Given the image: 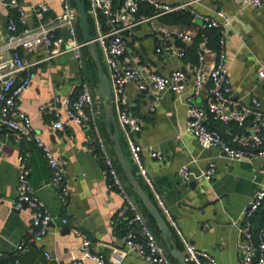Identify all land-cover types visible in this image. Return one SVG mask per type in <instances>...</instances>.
<instances>
[{
	"label": "crops",
	"instance_id": "1",
	"mask_svg": "<svg viewBox=\"0 0 264 264\" xmlns=\"http://www.w3.org/2000/svg\"><path fill=\"white\" fill-rule=\"evenodd\" d=\"M158 1L171 5L190 2V9L213 18H218L216 9H223L233 16L232 23L227 28L226 47L228 76L233 95L245 103H249L252 97L256 96L262 101L264 108V78L258 75L259 69L264 66V4L261 7H248L239 11L233 0ZM38 2L49 4L50 15L62 10L58 0H27L24 8L27 26L36 24L32 6ZM148 9L149 7L143 13L149 14L152 9ZM16 15L14 9L0 2V48L7 40L9 19ZM163 17L156 19L160 28L184 30L191 35L192 42L186 43V56L181 59L172 54L158 55L155 51L157 37L152 33L150 24L144 23L128 33L131 53L126 59L148 71L162 74L184 69L188 71L190 80L182 96L164 91L157 100L151 93L141 91L136 83H128L124 95L125 106L144 120L143 129L137 134V140L144 149L143 162L154 188L165 199L183 235L198 247L209 250L220 264H244L240 248V229L234 221L242 220L244 209L251 198L257 190L264 187V173L261 172L264 157L260 156L252 162L232 160L217 146L203 147L193 134L187 132L188 106L185 99L193 92V70L198 62L197 51L200 43L197 44V40L200 35L202 37L201 21L193 15L191 24H174L165 22ZM60 35L64 40L68 36L67 31H62ZM214 45H217V48L209 47L205 54L207 71L212 70L217 59L218 42ZM193 46H196V51ZM63 47L64 42H61L56 47H40L32 52H23L31 63L32 82L21 97V105L31 114L34 128L50 148L68 159L67 183L70 194L63 201L50 186L52 172L43 153L34 143L17 141L15 136L1 135L0 251L7 255L6 263L13 264L12 254L18 243L27 235L31 223L29 209H10L18 195L17 160L20 154L28 153L30 182L54 215L55 221L51 224L49 232L20 256L21 264H73L76 259H82L83 264H99L96 259L84 257L80 248L81 237L71 230L74 225L90 236L93 251L104 254L108 264H148L143 258L127 251L125 238L129 230L133 229L137 236H140V231L138 227L130 228L128 225L125 231L123 226L116 223L117 213L126 203V198L103 172L104 162L100 157L94 131L68 122L64 116V128L56 129L54 123L57 118L52 108L41 110L54 95L77 96L81 92L82 82L87 81L96 97L95 111L101 136L114 156L111 151L114 150L111 139L113 124L108 119L105 104L98 96V72L93 66L94 49L88 45L84 48L82 66L72 51L48 58L53 49ZM10 56L9 50L0 52V62ZM106 70L109 75L107 66ZM208 85L209 82L196 98V103L203 108L206 107L205 95ZM153 105L155 110L152 111ZM114 115L118 127L115 112ZM206 121L209 127L218 129L224 135L230 126L234 131L242 130L236 124L217 123L209 115ZM118 130L121 146L139 183L156 204L153 188L139 173L127 140L119 127ZM178 135H181V138H177ZM151 151L161 152L163 158L153 157ZM212 162L216 165L213 179L207 181L198 178L202 169ZM183 166H188L194 173L188 181L179 175ZM119 175L129 198L134 200L130 193L131 185L123 169ZM139 209L148 219L143 209ZM131 215H127V218ZM62 217L69 219V225L63 223ZM167 223L169 242L184 251L181 237L168 220ZM255 223L256 220L254 225ZM158 228L160 229L159 225ZM159 238L164 242L162 231ZM164 245L167 249L165 242ZM167 252L169 254L168 249ZM46 253L51 256L47 257ZM173 262L179 264L175 258Z\"/></svg>",
	"mask_w": 264,
	"mask_h": 264
},
{
	"label": "built area",
	"instance_id": "2",
	"mask_svg": "<svg viewBox=\"0 0 264 264\" xmlns=\"http://www.w3.org/2000/svg\"><path fill=\"white\" fill-rule=\"evenodd\" d=\"M27 0H0L5 6L12 8L16 16L9 19L8 36L0 52L9 50V59L0 62V136H15L17 141L34 143L43 153L52 172L50 186L55 189L64 201L70 190L67 183L68 159L56 154L33 125V117L21 105V97L32 82L31 63L23 52H32L40 47H56L64 42V47L53 49L50 57L72 51L74 57L83 64V49L88 45L79 36V18L77 8L72 0H58L62 10L50 15V6L47 2H38L32 6L36 24L27 26L25 20V2ZM239 11L248 7H261L264 0H233ZM190 2L171 5L158 0H88L87 13L93 40L96 42L102 60L109 71L112 98L111 103L116 114L118 127L123 132L134 163L146 183L154 190L156 205L181 237L184 252L188 262L193 264H220V261L207 249L198 247L187 239L181 227L167 205L163 196L154 188L151 177L143 162V146L137 140V134L143 129L144 120L134 111L125 106L124 95L128 83H136L143 92L151 93L159 99L164 91H171L182 96L190 80L188 71L173 70L169 74L148 71L143 66L131 62L126 57L131 53L128 42V33L144 23H149L152 33L157 37L155 51L158 55L172 54L177 58H184L187 53L186 43L192 42L190 34L184 30L160 28L156 19L181 9H189L201 21V29H218L217 59L211 71L205 68V54L209 51L210 37L202 33V40L198 46V62L193 70V92L186 96L188 106L187 132L193 134L203 147L217 146L230 159L252 162L258 157H264V108L262 101L254 96L249 103L237 99L228 76L227 55V28L231 25L233 16L223 9H216L218 18L202 14L190 9ZM152 13L144 14L147 8ZM67 31V38L61 37V32ZM180 41V43H178ZM258 75L264 78V66ZM206 107L196 103L206 83ZM95 94L87 81L82 82L81 92L71 95H54L52 100L41 107L45 110L51 107L57 120L56 129L64 128L62 116L68 122L75 123L94 131L100 150V157L104 162V174L113 184L119 187L126 198V203L117 213L116 218H124L127 225L138 227L140 236L133 229L129 230L125 243L127 251L143 258L148 264H174L165 245L157 238L149 225L148 219L140 211L139 206L131 200L122 185L121 178L114 160L100 133L99 122L95 111ZM155 110V105L151 107ZM225 124H236L241 131H234L230 126L224 135L218 129L209 127L207 117ZM177 138H181L178 135ZM155 158L162 159L159 151H151ZM28 153H22L17 160L19 171L18 195L11 205V211L29 209L31 223L27 235L18 243L13 264H21L20 256L38 239L45 236L51 224L55 221L44 201L37 195L30 182V168ZM264 173V166L261 169ZM216 173L215 163H210L202 169L198 178L211 181ZM179 175L183 180H190L194 173L188 166H183ZM264 205V187L255 192L247 207L244 209L241 221H234L240 229V248L243 252L244 264H264V221L256 229L255 215ZM132 215L127 218V213ZM64 224L69 225V219L62 217ZM115 222V221H114ZM71 230L81 237V251L85 258L96 259L99 264H108L106 256L95 253L92 248V239L79 226H71ZM47 257L51 255L46 253ZM7 255L0 251V264L6 263ZM73 264H83L82 259H76Z\"/></svg>",
	"mask_w": 264,
	"mask_h": 264
},
{
	"label": "water",
	"instance_id": "3",
	"mask_svg": "<svg viewBox=\"0 0 264 264\" xmlns=\"http://www.w3.org/2000/svg\"><path fill=\"white\" fill-rule=\"evenodd\" d=\"M78 11L79 23L82 30L83 39L88 43V46L93 47V66L98 72V96L102 103L106 106V111L109 121L113 124V131L111 133V139L114 143V151L118 160V163L122 167L130 185L132 186L136 195L140 198L146 210L152 215V217L158 223L163 240L167 246L169 254L175 258L179 264H189L185 252L177 248L174 244L169 242V228L168 223L157 205L151 200L148 193L139 183L133 168L131 167L119 140V130L116 124L114 110L111 103L112 91L108 73L102 63L99 48L96 42L93 40L90 30V22L87 13V5L83 0H73Z\"/></svg>",
	"mask_w": 264,
	"mask_h": 264
},
{
	"label": "trees",
	"instance_id": "4",
	"mask_svg": "<svg viewBox=\"0 0 264 264\" xmlns=\"http://www.w3.org/2000/svg\"><path fill=\"white\" fill-rule=\"evenodd\" d=\"M85 1L87 7H88V0H83ZM73 2V5L75 6L74 4V1L72 0ZM76 7V6H75ZM152 8L149 7V11L151 10ZM152 13V10L151 12ZM149 13V14H150ZM192 17L193 15L191 14L190 10L188 9H181V10H178V11H174L172 13H169V14H166L164 15L163 17V20L165 22H168V23H174V24H191L192 23ZM202 33H207L210 37V41H209V47H212V48H217V45H214V43H217L218 42V39H219V36H220V31L218 29H209V30H201V34ZM79 36L80 38L82 39L83 38V35H82V30H81V26H80V23H79ZM202 40V37L200 35V37L198 38V42L197 44ZM86 47V46H85ZM84 47V48H85ZM84 50V49H83ZM193 50L196 51V46H193ZM102 59V57H101ZM103 65L105 67V70H106V66L103 62ZM107 72V70H106ZM210 118L212 119V117L210 116ZM213 120V119H212ZM215 121V120H213ZM217 123H222V122H218V121H215ZM212 128V127H211ZM112 151V154L114 155V160H115V163H116V166H117V169H118V172H122V168L120 166V164L118 163V160L115 156V153H114V150H111ZM131 189H130V193L133 195L134 197V201L135 203L143 209V211L145 212L146 216L148 217V222L150 224L151 227H153L155 230H153L154 232L156 231L158 233L155 232L157 238L164 244V242L161 240V231L160 229L158 228V225L156 223V220L152 217V215L146 210V207L143 205L142 201L140 200V198L136 195V193L134 192L132 186H130ZM147 192V191H146ZM149 195V194H148ZM150 196V195H149ZM152 196H150L151 198ZM132 214L131 211H129L127 213V215H130ZM117 217V216H116ZM254 220H256V223H255V228L258 229L263 221H264V205L259 209L258 213L255 215V218ZM116 223H118L117 225L118 226H123L125 228V231H127V220L124 219V218H116ZM170 256V255H169ZM171 260L173 261V258L170 256ZM174 263V262H173ZM190 264V263H189Z\"/></svg>",
	"mask_w": 264,
	"mask_h": 264
},
{
	"label": "rangeland",
	"instance_id": "5",
	"mask_svg": "<svg viewBox=\"0 0 264 264\" xmlns=\"http://www.w3.org/2000/svg\"><path fill=\"white\" fill-rule=\"evenodd\" d=\"M105 64V63H104ZM105 66H106V64H105Z\"/></svg>",
	"mask_w": 264,
	"mask_h": 264
}]
</instances>
